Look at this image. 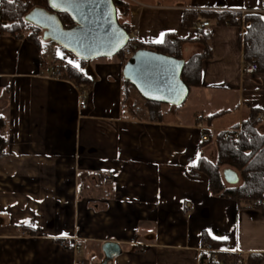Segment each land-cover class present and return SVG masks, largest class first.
Returning a JSON list of instances; mask_svg holds the SVG:
<instances>
[{"label": "crops", "instance_id": "1", "mask_svg": "<svg viewBox=\"0 0 264 264\" xmlns=\"http://www.w3.org/2000/svg\"><path fill=\"white\" fill-rule=\"evenodd\" d=\"M136 2H126L128 22L144 45L165 34L194 40L209 22L203 30L211 32V59L202 63L201 87L190 89L187 99L219 94L226 108L204 115L162 104L156 120L150 101L124 83L118 56L90 61L84 72L83 63L55 43L44 40L39 50L0 35V177H10L14 188V201L0 204V264H99L105 242L121 250L109 264H201L208 244L218 257L232 255L235 262L259 255L264 264V204L247 208L213 196L208 179L193 170L201 131L240 125L245 105L264 113V74H243V29L217 26L198 13H258L260 0ZM184 11L198 14L192 27L182 26ZM201 50L188 44L183 53ZM55 59L78 64L90 88L57 78ZM233 110L210 126L199 120ZM34 192L40 194L37 213Z\"/></svg>", "mask_w": 264, "mask_h": 264}, {"label": "trees", "instance_id": "2", "mask_svg": "<svg viewBox=\"0 0 264 264\" xmlns=\"http://www.w3.org/2000/svg\"><path fill=\"white\" fill-rule=\"evenodd\" d=\"M116 7L117 22L119 26L129 35L130 41L124 49H128L131 55L138 50L145 49L168 57L184 61L181 72V80L190 90L201 87L202 63L211 59V32L201 27L199 36L194 40L179 39L174 34H165L162 42L144 45L137 42L133 37V28L128 22L130 7L123 0H113ZM33 9H48V0H0V35L12 38H22L32 43L37 49L42 50L44 43L40 29L26 21V16ZM49 10V9H48ZM199 17L214 20L217 26L237 27L243 24L241 36V53L244 65L255 63L256 74H264V14L247 13L242 15L238 12H209L198 13ZM198 14L193 11H184L182 26L192 27L198 20ZM65 28H72L74 24L65 15H59ZM24 34V36H23ZM17 35H21L18 37ZM197 44L202 50L189 57L184 56L185 45ZM123 49V50H124ZM122 50V51H123ZM118 57L122 67L127 62L121 56ZM43 57L41 65H44ZM84 63V61H80ZM52 71L60 74V79L71 82L78 89H89L91 80L70 63L55 59L52 62ZM126 83V82H124ZM127 84V83H126ZM150 107L151 114L156 115V120L162 118V104L146 102ZM178 110L179 107H171ZM246 115L240 125H234L230 131L240 130L237 134H231L226 138L225 132L212 134L206 131L207 140L199 144V158L193 167L197 173L203 174L208 179L209 192L213 196L232 200L243 204L247 208H262L264 204V113L257 108L244 106ZM225 111L213 114L209 117H200L206 125L210 126L216 120L235 113ZM259 115L261 116L259 119ZM3 128L0 124V133ZM0 136V146L4 143ZM209 150V151H208ZM205 151L209 153L205 155ZM230 170L236 173L238 181L228 184L224 178V172ZM29 233L33 234L31 228ZM234 256L220 254L216 264H235ZM259 255H250L241 260V264H260Z\"/></svg>", "mask_w": 264, "mask_h": 264}, {"label": "water", "instance_id": "3", "mask_svg": "<svg viewBox=\"0 0 264 264\" xmlns=\"http://www.w3.org/2000/svg\"><path fill=\"white\" fill-rule=\"evenodd\" d=\"M48 9H33L25 19L43 31V40L55 43L79 61L117 57L130 41L117 22L113 0H48ZM61 14L74 27L65 28ZM183 67V60L141 49L129 57L122 76L145 100L180 107L189 95L180 78ZM224 178L229 184L238 180L231 171H226ZM101 250L104 259L99 264H109L121 253L119 245L112 242L103 243Z\"/></svg>", "mask_w": 264, "mask_h": 264}, {"label": "rangeland", "instance_id": "4", "mask_svg": "<svg viewBox=\"0 0 264 264\" xmlns=\"http://www.w3.org/2000/svg\"><path fill=\"white\" fill-rule=\"evenodd\" d=\"M126 2H128L129 4H131L133 7H137L138 6V3L136 1L132 2L130 0H124ZM163 2V0H162ZM40 34L42 35V31H40ZM18 37H20L21 35H17ZM24 36V34H23ZM91 62H84L82 66L83 67V71L84 72H88V69L86 68V65L90 64ZM211 98H206V100H202V101H196L194 99V97H189L183 104L184 108L187 109V113L191 112L193 114H196V113H200L202 112L204 115H207V114H211V113H214V112H218L220 110H223L224 106H222L221 102L219 101V94H216V95H210ZM162 109V107H161ZM16 177V176H15ZM15 177H13L12 180L15 179ZM16 178H19V177H16ZM33 180H34V184L36 185L37 183V179L36 177H33ZM16 181V180H15ZM21 181L23 182V178L20 180H18V183ZM12 181L10 179V177H8L7 175L3 176V177H0V195L1 197L3 196L4 199H0V204H4V205H7V202L8 200H10L11 202L14 201V197H10V196H13V193L11 192V189H14L12 187ZM28 183V182H27ZM34 188L38 189L39 187V184L37 186H34ZM17 193H19V191H17ZM16 194V193H15ZM23 194V193H21ZM28 194V193H27ZM33 196V201H32V209H33V213H37V210H35V206L38 207L36 204V200L38 201V196H40V194L38 192H34L32 194ZM10 197V199H9ZM18 200H21V202L24 203V198H19ZM35 204V205H34ZM39 208V207H38ZM29 221L33 220V219H27ZM33 225V224H32ZM38 229H40V226H38ZM82 246H85L84 244H82ZM82 251H84L82 249ZM78 253V252H77ZM80 260V263L78 264H84V261H82L81 259Z\"/></svg>", "mask_w": 264, "mask_h": 264}, {"label": "built area", "instance_id": "5", "mask_svg": "<svg viewBox=\"0 0 264 264\" xmlns=\"http://www.w3.org/2000/svg\"><path fill=\"white\" fill-rule=\"evenodd\" d=\"M258 13L260 14H264V0H260V8L258 10ZM227 26V23L225 24ZM201 26L206 28V27H209L210 24L208 21H204L201 23ZM237 27L243 29V24L240 23ZM136 36V34L134 33L133 34V37ZM131 56V52L128 50V49H124L121 53V57L124 58V59H127ZM257 71V65L255 63H247L244 65L243 67V74L245 76H250V75H253L255 74ZM57 78H60V74L57 72L56 75H55ZM79 106L81 109H85L86 108V105H85V101L83 98H80V102H79ZM261 116L259 115L258 119L260 118ZM239 129L238 130H235V131H225V134H226V138H228L231 134H237L239 133ZM199 140L201 142H204L207 140V136L206 134L201 131L199 133ZM261 205H263L261 203ZM218 262V254L216 253V251L213 249V247L208 244L204 247L203 251H202V260H201V264H216ZM235 264H241V261L239 258L236 259L235 261Z\"/></svg>", "mask_w": 264, "mask_h": 264}, {"label": "snow or ice", "instance_id": "6", "mask_svg": "<svg viewBox=\"0 0 264 264\" xmlns=\"http://www.w3.org/2000/svg\"><path fill=\"white\" fill-rule=\"evenodd\" d=\"M10 2H11V0H10ZM70 2V0H65V3H69ZM157 43H159V42H162V39L161 40H158V41H156ZM70 63H71V61H69ZM75 67H79V65L77 64V65H75Z\"/></svg>", "mask_w": 264, "mask_h": 264}, {"label": "flooded vegetation", "instance_id": "7", "mask_svg": "<svg viewBox=\"0 0 264 264\" xmlns=\"http://www.w3.org/2000/svg\"><path fill=\"white\" fill-rule=\"evenodd\" d=\"M42 31V30H41ZM42 33H43V31H42Z\"/></svg>", "mask_w": 264, "mask_h": 264}]
</instances>
